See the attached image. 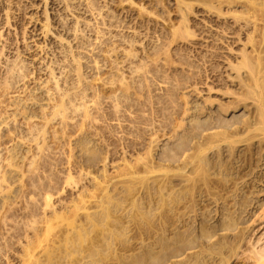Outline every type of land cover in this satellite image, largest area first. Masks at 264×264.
Wrapping results in <instances>:
<instances>
[{"label": "rangeland", "instance_id": "obj_1", "mask_svg": "<svg viewBox=\"0 0 264 264\" xmlns=\"http://www.w3.org/2000/svg\"><path fill=\"white\" fill-rule=\"evenodd\" d=\"M0 162V264L264 248V0H0Z\"/></svg>", "mask_w": 264, "mask_h": 264}, {"label": "bare ground", "instance_id": "obj_2", "mask_svg": "<svg viewBox=\"0 0 264 264\" xmlns=\"http://www.w3.org/2000/svg\"><path fill=\"white\" fill-rule=\"evenodd\" d=\"M7 22H8V15L6 17ZM50 29L47 26V30L45 31H49ZM12 70V69H11ZM16 154L18 153V151L15 152ZM1 162H0V172H1ZM2 179V177L0 176V180ZM241 258H235L233 260H231V258H229V260L224 259L223 261L220 262V264H231L232 261H236V260H241L244 263H249V264H264V248H251L249 250V253L245 254L244 256H240Z\"/></svg>", "mask_w": 264, "mask_h": 264}]
</instances>
